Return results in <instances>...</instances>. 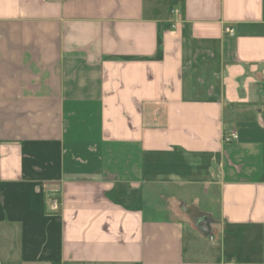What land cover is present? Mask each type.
Here are the masks:
<instances>
[{
    "label": "crops",
    "instance_id": "crops-1",
    "mask_svg": "<svg viewBox=\"0 0 264 264\" xmlns=\"http://www.w3.org/2000/svg\"><path fill=\"white\" fill-rule=\"evenodd\" d=\"M173 9L0 0V264H264V0Z\"/></svg>",
    "mask_w": 264,
    "mask_h": 264
},
{
    "label": "built area",
    "instance_id": "built-area-1",
    "mask_svg": "<svg viewBox=\"0 0 264 264\" xmlns=\"http://www.w3.org/2000/svg\"><path fill=\"white\" fill-rule=\"evenodd\" d=\"M172 12H176V10H171ZM225 32L229 33V34H233V28L232 27H226L225 28ZM237 138V134L233 131L229 132L228 134H226L224 136V140L226 141H231ZM58 206H59V201L57 197H52L50 200V209L53 212H56L58 210Z\"/></svg>",
    "mask_w": 264,
    "mask_h": 264
},
{
    "label": "trees",
    "instance_id": "trees-1",
    "mask_svg": "<svg viewBox=\"0 0 264 264\" xmlns=\"http://www.w3.org/2000/svg\"><path fill=\"white\" fill-rule=\"evenodd\" d=\"M170 1V10H173L174 5H179L180 9H183L184 0H169Z\"/></svg>",
    "mask_w": 264,
    "mask_h": 264
}]
</instances>
